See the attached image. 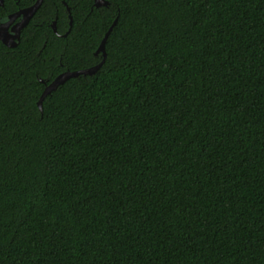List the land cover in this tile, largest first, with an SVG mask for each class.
Segmentation results:
<instances>
[{
    "label": "trees",
    "instance_id": "16d2710c",
    "mask_svg": "<svg viewBox=\"0 0 264 264\" xmlns=\"http://www.w3.org/2000/svg\"><path fill=\"white\" fill-rule=\"evenodd\" d=\"M106 1L0 40V264H264V0Z\"/></svg>",
    "mask_w": 264,
    "mask_h": 264
},
{
    "label": "water",
    "instance_id": "95a60500",
    "mask_svg": "<svg viewBox=\"0 0 264 264\" xmlns=\"http://www.w3.org/2000/svg\"><path fill=\"white\" fill-rule=\"evenodd\" d=\"M1 4H2V0H0ZM42 2V0H35V2L28 6L27 8H25L23 10L24 14H23V18L22 20H20L18 28L16 29L15 34L11 35L10 37L7 35V32L4 29H0V40L6 44L7 46H14L16 45V42L14 43H10L9 40L10 38H18L19 37V31L20 29L27 23V21L29 20V18L34 14V12L36 11V9L39 7L40 3ZM94 5L96 7L101 6V5H107V1L106 0H94ZM68 10V7H67ZM14 16V15H13ZM12 18V17H11ZM12 19L9 20V22ZM116 19L113 21V23L110 25V27L108 28V30L105 32L103 38L101 39L95 53H98L99 51L102 52V59L99 63L90 66V67H86V68H82V69H77V70H66L63 71L61 73H59L50 83H48L42 93L40 94L39 99L37 100V105L39 106V108H42V100L43 98L49 94L52 90L56 89L58 85L62 84L64 81H66L68 78L70 77H76L80 74H93L96 70H98V68L101 66V64L103 63L104 59H105V49H104V43L106 41V38L112 28V26L114 25ZM52 28L54 31H56V25H55V21H53L52 23ZM9 33V32H8Z\"/></svg>",
    "mask_w": 264,
    "mask_h": 264
},
{
    "label": "flooded vegetation",
    "instance_id": "af4514ba",
    "mask_svg": "<svg viewBox=\"0 0 264 264\" xmlns=\"http://www.w3.org/2000/svg\"><path fill=\"white\" fill-rule=\"evenodd\" d=\"M35 2V1H34ZM33 2V3H34ZM16 3L18 4V2L16 1ZM32 3V4H33ZM2 4H3V0H2ZM0 2V5H2ZM31 4V5H32ZM28 6H24V7H18L17 9H15L13 12H11L10 14H8L5 18H0V29H4L7 32V35L10 37V34L13 35L16 32V29L18 28L19 22L20 20H22L23 18V10L25 8H27ZM14 15V16H13ZM33 16V15H32ZM32 16L29 18V20L27 21V23L30 21V19L32 18ZM12 17V18H11ZM12 19L10 22L9 20ZM27 23L25 25H27ZM24 25V26H25ZM23 26V27H24ZM22 27V28H23ZM22 28L19 31V37H20V32L22 30ZM9 32V33H8ZM18 38H10L9 42L10 43H14V42H18L19 40ZM8 47H13V46H8Z\"/></svg>",
    "mask_w": 264,
    "mask_h": 264
}]
</instances>
